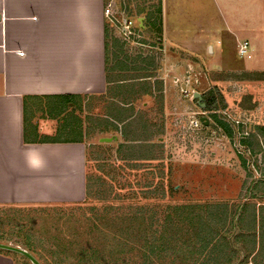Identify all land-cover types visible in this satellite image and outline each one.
Returning <instances> with one entry per match:
<instances>
[{"label":"crops","instance_id":"1","mask_svg":"<svg viewBox=\"0 0 264 264\" xmlns=\"http://www.w3.org/2000/svg\"><path fill=\"white\" fill-rule=\"evenodd\" d=\"M109 1L0 0V205L56 203L59 159L73 164L81 177L80 198L85 195V144L51 135L43 141L29 137L26 142L27 96L36 97L29 100V106L40 108L46 96H83L81 111L82 104L105 97L109 102L99 115L108 124L105 132H117L111 121L118 124L120 134L126 132L127 139L152 136L151 142L162 145L157 140L164 139L166 122L175 110L176 79L189 72L195 84L201 75L197 68L203 74L215 67L194 61V57L202 58L199 48L208 40L194 35H217L223 26L233 33L228 23L218 26V6L231 18L236 3H245L249 18L250 14L260 16L259 8H264V0H162L160 33H154L153 40L144 38L145 46L130 48L106 38L104 8ZM137 19L146 30L144 17ZM185 35L192 37L182 39ZM207 48L214 54L211 44ZM56 104L54 100L49 107ZM79 123L81 126V120ZM68 129L63 128L62 133L71 135ZM110 134L105 136L117 138ZM40 135V130L34 131L33 136ZM0 264L15 263L13 257L0 253Z\"/></svg>","mask_w":264,"mask_h":264},{"label":"rangeland","instance_id":"2","mask_svg":"<svg viewBox=\"0 0 264 264\" xmlns=\"http://www.w3.org/2000/svg\"><path fill=\"white\" fill-rule=\"evenodd\" d=\"M111 1H115L117 6H123V2L126 0ZM126 2L128 13L135 16L134 19L137 20L138 17H143V15H139V8L147 7L149 9V6L156 0ZM231 10L235 12L232 18L229 17L228 11L223 6H218L216 11L217 23L218 26L220 23H228L235 35H232L233 33L225 26L217 35L208 36L202 33L194 35L196 38L208 39L199 48L202 51V58L194 57V61L198 64L205 62L206 65L209 62L212 65L215 64V67L210 71L208 69L203 70V74L202 70L197 68V71L201 73L200 81L195 84L192 81V89L199 92L201 96L202 94L206 95V99L209 101H215L213 105L216 107V112L220 118L230 122L234 136L229 137L215 125L210 114L203 111L198 105L199 100L190 101L183 97L179 90V83L176 82L178 87L177 84L175 86L178 89L176 92L174 91L176 93L174 97L176 98L175 110L169 115L166 122L167 129L163 133L164 139L160 141L156 139L162 145L148 141L137 144L138 147L135 146L136 144H131L133 147L124 146L126 150L130 148L131 154L130 159H128L130 161L125 163L129 164V167L122 171L119 166L125 161L117 159L115 155L118 145L124 142L122 133L120 134L119 131L105 132L104 128L108 124L104 118L99 117L105 112L106 101L109 102V99L105 97L101 101L93 99L86 102V105L82 104V111L76 109V115H79L81 120V127L78 120L63 119L73 107L66 109L62 114H57L54 107H46L44 104V102H48L46 99L41 102L42 108L31 104L28 108L27 117L25 116L27 118L25 136L28 139L31 137L43 141L51 135L54 139L67 138L68 140L69 137L77 138L82 133L83 144L86 146L85 183L86 177L91 173H94L95 176L101 174L102 182L110 183V177L113 179L115 176L119 182L118 173L122 171L125 173L124 178L121 177L122 182L131 180L134 183L132 186L134 189L127 188V186L121 189L124 200H114L113 197H110L109 200L101 201L92 199L93 202L85 204V195L84 198H80V188L83 187L79 184L81 177L79 178L78 171L75 170L73 164H63L62 159H59L60 161L57 162L58 190L56 203L51 205L1 204L0 243L29 250L37 259L43 254L52 263L55 246L52 245L53 242L48 240L47 235L46 238L43 235H45L46 226L51 224L54 217L60 214L66 216L75 214L77 219L84 220L91 218L94 213H103L104 208L111 204H113L115 211H119L121 209L119 206L123 204L125 208L120 210L122 211L128 206L132 208L137 205V201L133 198L139 194L140 190L157 192L153 195L155 198L145 199L147 203H144L146 206L154 205V208L159 212L158 218L156 216L155 219L159 222L161 216L166 213L167 205L170 204L199 203L205 208L209 204L217 205L223 202L233 204L246 200L247 188L251 182L256 178L264 179L263 134L257 136L258 141H254L255 144L253 143L252 146L241 143L243 136H248L253 132L258 134L264 126V8H259L260 16L250 14V18L249 9L245 3L233 4ZM196 19H198L197 15H195ZM241 23H248V28L241 27L243 25ZM105 26L106 38L110 43H113L114 39L123 40L118 31L112 29L114 28L113 25L108 24L106 20ZM159 29L160 26L157 25L152 31L159 34ZM154 33L148 29L143 31L144 37L148 40H153L152 35ZM187 37H192V35L182 36V39ZM244 40L250 44L249 52L247 55L240 56L239 45ZM208 43L214 48L212 55L208 52V48L206 49ZM129 47L136 46L132 44ZM119 48V51L123 53V46H119ZM177 80H181V78H177ZM52 112L56 114V117H52ZM203 117L212 124L208 127L204 126L201 121ZM191 119H199L202 123L199 127L193 128L190 124ZM67 121H69L68 124H64ZM63 128H69L68 130L73 133L71 135L62 133ZM37 130L41 131L39 138L33 136L34 131L36 133ZM106 133L109 136H111L110 133H115L117 136L110 145L111 142L100 141L102 137H106ZM148 139L152 140L153 138L150 136ZM99 143L108 145L102 147L99 146ZM93 150L94 153H92ZM62 151L65 152V150ZM102 157L106 159H99ZM131 158L139 161H133L134 159ZM143 158L147 159L143 160ZM132 162L137 164L138 168L136 165L134 166L136 169L132 168ZM110 164H114L117 169H112L114 166L112 167ZM100 165L101 169L98 170ZM27 173L28 171L26 176L30 177V173ZM30 185L29 182L27 186ZM75 191L78 193H74ZM263 193L264 185L261 187L259 195H263ZM67 197L74 199L68 200ZM261 200L264 201V198L256 199L257 202ZM0 251L1 253L4 252L3 254L7 252V255L13 257L15 264H33L20 253L3 249Z\"/></svg>","mask_w":264,"mask_h":264},{"label":"trees","instance_id":"3","mask_svg":"<svg viewBox=\"0 0 264 264\" xmlns=\"http://www.w3.org/2000/svg\"><path fill=\"white\" fill-rule=\"evenodd\" d=\"M126 1L130 3L132 0ZM138 12L144 17L145 28L154 33L152 30L162 23V0H156L149 9L141 7ZM114 42L117 43L115 39ZM201 97L198 105L202 110L210 114L217 127L229 137H233V127L230 122L220 118L213 105L215 101H209L204 94ZM32 98L36 97L25 98L26 117L30 107L29 100ZM44 99L48 100L46 105L48 108L54 100L58 102L57 106H53L57 114H62L66 109L73 107L63 119L71 121L73 118L74 121H80L76 109L81 110V102L86 100L83 96L55 95L46 96ZM196 100L198 101V98ZM51 115L56 117L54 112ZM26 117L25 121H27ZM124 121L126 122L127 119ZM110 123L114 129L120 130L118 124ZM211 124V122L204 123V126L208 127ZM121 132L124 135V142L118 145L115 155L117 159L125 161L119 166L123 171L124 168L129 167V164L125 163L130 161L128 159L131 154L130 148L126 150L124 146L133 147L131 144H136L135 146L138 147L137 144L150 140L138 135L127 139L126 132L124 131L125 134L123 130ZM260 134L264 136V126L258 134L253 132L243 136L241 143L252 146L253 143L255 144L254 141H258L257 136ZM72 137V142L84 141L82 133L77 138ZM25 140L27 142L28 138L26 137ZM103 145L108 144L99 143V146L105 147ZM94 152L93 150L92 153ZM110 165L114 166V164ZM135 165L137 166L132 162V168ZM100 169L101 165L98 170ZM112 169L117 168L114 166ZM122 171L118 173L119 182L116 180L117 176H113V179L110 177L111 182L107 183L102 182L101 174L88 175L85 204L93 202L92 199L101 201L109 200L110 197L114 200H124L121 189L126 186L134 189L132 187L134 183L131 180L122 182L121 177L125 176ZM263 185L264 179L256 178L247 188L246 200L233 204L223 202L217 205L209 204L205 208L199 203L167 205L166 213L161 216L160 222L155 219L156 216L158 218L159 212L154 205L146 206L145 200L155 198L153 196L157 194L155 191L138 190L139 194L133 198L137 201V205L132 208L128 206L122 211L120 210L125 208L123 204L119 206L121 208L119 211H115L111 204L104 208L103 213H94L91 218L84 220L77 219L75 214L70 216L60 214L46 226L43 235L44 238L48 236V240L55 246L53 262L51 263L43 254L38 260L42 264H264V201H256L264 198V193L259 195ZM140 195L142 197H139Z\"/></svg>","mask_w":264,"mask_h":264},{"label":"built area","instance_id":"4","mask_svg":"<svg viewBox=\"0 0 264 264\" xmlns=\"http://www.w3.org/2000/svg\"><path fill=\"white\" fill-rule=\"evenodd\" d=\"M123 6H117L115 1H109L104 8L105 20L108 24L113 25V30L118 31L120 37L123 39L122 42L128 46L135 44L136 47L145 46L143 28L140 25L139 20H135L134 17L128 13L126 7V1L123 2ZM120 8V9H119ZM249 42L244 40L239 45L240 56L247 55L249 52ZM192 77L189 72H186L181 80H177L179 83V90L183 97L190 101L196 100V91L192 89ZM202 123V122H201ZM199 119H191V127L197 128L201 124Z\"/></svg>","mask_w":264,"mask_h":264},{"label":"water","instance_id":"5","mask_svg":"<svg viewBox=\"0 0 264 264\" xmlns=\"http://www.w3.org/2000/svg\"><path fill=\"white\" fill-rule=\"evenodd\" d=\"M139 21H142V20L140 19ZM196 97L199 100L202 99L200 97L199 92L196 93ZM201 121L205 124L209 123L205 117L201 118ZM112 140H113V138H111V137H103L100 139L101 142H111ZM0 249L20 253V254L26 256L33 264H42L35 256H33V254H31L29 251H27L24 248L14 246V245H10V244L0 243Z\"/></svg>","mask_w":264,"mask_h":264},{"label":"clouds","instance_id":"6","mask_svg":"<svg viewBox=\"0 0 264 264\" xmlns=\"http://www.w3.org/2000/svg\"><path fill=\"white\" fill-rule=\"evenodd\" d=\"M202 98V97H201ZM196 99H197V97H196ZM199 100V99H198Z\"/></svg>","mask_w":264,"mask_h":264}]
</instances>
